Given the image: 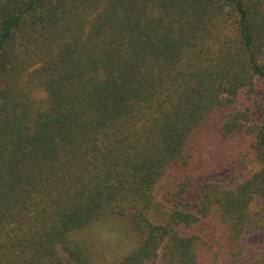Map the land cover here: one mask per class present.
Masks as SVG:
<instances>
[{
    "label": "trees",
    "instance_id": "16d2710c",
    "mask_svg": "<svg viewBox=\"0 0 264 264\" xmlns=\"http://www.w3.org/2000/svg\"><path fill=\"white\" fill-rule=\"evenodd\" d=\"M214 123L247 151L197 182ZM128 213L114 264H264V0H0V264H95Z\"/></svg>",
    "mask_w": 264,
    "mask_h": 264
},
{
    "label": "rangeland",
    "instance_id": "374dc122",
    "mask_svg": "<svg viewBox=\"0 0 264 264\" xmlns=\"http://www.w3.org/2000/svg\"><path fill=\"white\" fill-rule=\"evenodd\" d=\"M239 106L241 108L250 107L256 112H260L263 106V97L252 98L243 94ZM197 143H199L197 158L199 177L197 182L216 173V169L220 168L222 163L234 164L235 159L240 158L242 153L247 151L242 146L246 145L242 139L222 135L215 123L198 136ZM193 201V193L188 194L186 199L179 198L177 200L160 195L151 211V217L157 218L161 212L168 209V206L171 207L174 204L186 206ZM77 235L88 242L95 264H114L143 241L136 220L131 213L104 218L79 230Z\"/></svg>",
    "mask_w": 264,
    "mask_h": 264
}]
</instances>
